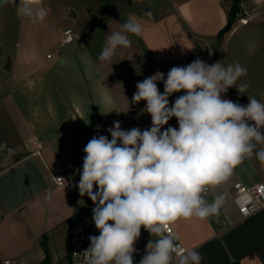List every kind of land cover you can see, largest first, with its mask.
Instances as JSON below:
<instances>
[{"label": "crops", "instance_id": "crops-1", "mask_svg": "<svg viewBox=\"0 0 264 264\" xmlns=\"http://www.w3.org/2000/svg\"><path fill=\"white\" fill-rule=\"evenodd\" d=\"M104 2L103 10L99 4L95 11L87 8L83 25L63 48V31L56 30L44 8V20L36 22L15 12L20 16L19 37L10 46L16 51H10L8 39L6 49L0 50V72L8 76L0 79V145H6L0 150V264H38L45 257L52 260L63 240L68 247L70 221L92 202L87 195L81 197L76 186L86 144L93 136L111 139L107 128L114 121L124 130L150 128L151 116L141 113L146 101L131 103L136 84L157 71L166 78L173 66L190 64L200 52L205 53L201 60L214 64L208 43L226 24L231 0H170V7L156 8L141 6L140 0ZM12 6L10 0H0V48ZM130 15L142 23L143 34H128L131 46L117 49L111 63L99 61L106 36L120 31ZM51 47L55 52L48 58L43 50ZM157 86L164 91L163 82ZM183 94L173 93L170 106ZM221 97L233 99L227 93ZM169 125L178 128L175 117L164 127ZM36 138L43 144L41 155L25 147ZM56 174L63 176L64 185L54 182ZM236 182H264V162L255 155L246 158L227 182L210 188L214 199L224 197L220 209L228 223L225 231L218 232L208 218L172 226L184 248L202 255L201 264H264V209L243 218L234 202ZM150 239L141 228L137 242L143 253Z\"/></svg>", "mask_w": 264, "mask_h": 264}, {"label": "clouds", "instance_id": "clouds-1", "mask_svg": "<svg viewBox=\"0 0 264 264\" xmlns=\"http://www.w3.org/2000/svg\"><path fill=\"white\" fill-rule=\"evenodd\" d=\"M17 14L33 22L46 15L37 0H19ZM143 30L130 15L120 31L106 36L99 61L111 63L117 49L131 46L128 34L141 36ZM246 75L239 63L209 65L197 58L173 66L166 78L157 71L136 84L131 103L146 101L141 113L151 116V127L124 130L114 121L107 128L111 139L93 136L84 148L76 186L81 197L93 202L92 220L99 231L89 237L87 264H133L141 228L153 239L139 264H201L202 255L181 247L172 226L218 214L224 197L209 202V189L227 182L246 158L255 155L264 162V147L256 150L264 145V102L248 95L245 106L221 97L233 86L245 94L249 85L238 81ZM178 92L184 94L170 106L169 97ZM173 117L178 128H165Z\"/></svg>", "mask_w": 264, "mask_h": 264}, {"label": "rangeland", "instance_id": "rangeland-1", "mask_svg": "<svg viewBox=\"0 0 264 264\" xmlns=\"http://www.w3.org/2000/svg\"><path fill=\"white\" fill-rule=\"evenodd\" d=\"M13 6L9 11V16L4 22V26L7 28L3 38V45L0 50L4 51L6 48L4 42L8 39L10 46L11 41H15L18 36V25L20 23V16H16L17 4L19 0H10ZM107 0H37V3L42 6L47 12L52 15L55 28L58 32L63 31L65 27L73 29L76 34L78 27L83 25L85 12L88 7H92V11L97 10V4L103 10L105 2ZM112 4H120L123 2H130L131 0H111ZM141 6L146 3L154 6L161 5L170 7V0H160L156 4V0H140ZM243 10H247L254 14L252 20L248 24H241L237 19L233 25V30L227 32L221 40L218 37L212 40L210 39L209 45H211L212 63L220 61L223 65L239 63L240 65L247 68V75L240 78L238 83L246 82L249 87L245 94H240L235 88L233 102H237L241 105H247L249 103L248 95L256 98L258 101L264 102V2L257 5L255 0H243ZM114 5V4H113ZM229 3L227 4V6ZM147 8V7H146ZM1 11V7H0ZM77 13V17H69ZM95 14V12H94ZM1 17V15H0ZM1 21H0V34H1ZM4 33V31H3ZM214 41V42H213ZM11 47V46H10ZM9 47V48H10ZM207 45L204 46L206 50ZM10 51L14 54L16 47L10 48ZM44 52L54 53L55 48H47ZM8 76L2 69L0 72V79H5ZM7 81H10L9 79ZM57 253V254H56ZM53 259L49 261V264H67L68 263V247L65 240L62 245L55 252ZM10 264H37L35 262H22V263H10Z\"/></svg>", "mask_w": 264, "mask_h": 264}, {"label": "built area", "instance_id": "built-area-1", "mask_svg": "<svg viewBox=\"0 0 264 264\" xmlns=\"http://www.w3.org/2000/svg\"><path fill=\"white\" fill-rule=\"evenodd\" d=\"M243 7V5H242ZM254 14L247 10H243V15L239 18L241 24H248L252 20ZM75 34L73 29L68 27L63 30V35L59 41L60 48H63L67 44L74 40ZM61 50H58L60 52ZM52 53H48L47 57L51 58ZM231 97H234V92L229 88L226 92ZM264 99V96H263ZM25 147L32 154L41 155L43 144L39 139L29 140L25 143ZM54 182L58 186L64 185V178L62 175H54ZM234 188V202L237 206L239 214L245 218L251 214L264 209V182H258L253 185H248L243 182H236L233 185ZM205 198L212 202L214 197L211 193V189L206 193ZM94 207L93 202L88 204L86 207L79 208L75 212V219L71 234L68 238V263L67 264H87L88 257L84 253L85 250L90 246L89 237L92 235H99L98 229L92 220V208ZM208 220L215 226L218 232H223L228 228L221 209L218 214L208 217ZM173 231H176L173 228ZM177 234V233H176ZM179 244L184 248L181 240ZM134 248L136 251L133 253V264H139L140 259L145 254L143 253L136 241Z\"/></svg>", "mask_w": 264, "mask_h": 264}, {"label": "trees", "instance_id": "trees-1", "mask_svg": "<svg viewBox=\"0 0 264 264\" xmlns=\"http://www.w3.org/2000/svg\"><path fill=\"white\" fill-rule=\"evenodd\" d=\"M242 2H243V0H231L230 7L227 11V22L219 30V32L217 34V37L219 40L224 38L225 34L232 30L235 21L243 15V7H242L243 3ZM204 56H205V53L200 52L197 56L192 57L191 60L194 61L197 58L201 59ZM74 219H75V215L72 218V220L70 221V227H69V232H68V236H67L68 238H69L71 231H72V228H73ZM38 264H49V260L47 257H45V259L43 261L39 262Z\"/></svg>", "mask_w": 264, "mask_h": 264}]
</instances>
